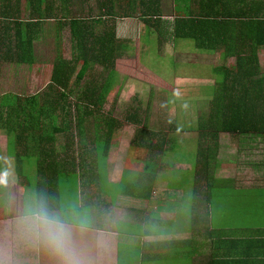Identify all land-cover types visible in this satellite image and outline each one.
Returning a JSON list of instances; mask_svg holds the SVG:
<instances>
[{
    "label": "crops",
    "instance_id": "crops-1",
    "mask_svg": "<svg viewBox=\"0 0 264 264\" xmlns=\"http://www.w3.org/2000/svg\"><path fill=\"white\" fill-rule=\"evenodd\" d=\"M59 1L63 4L59 11L55 9L56 16L42 17L43 20L38 21L36 27L34 23L38 18L34 17L31 9L38 5L44 9V3L39 4L36 0H0V71L10 72L11 81L13 73L19 69L30 71L35 55L41 53L40 47L42 51L46 47L44 37H48V40L50 37L64 40L63 34H70L71 44L75 52L79 53L72 36L73 21L76 32L94 31L93 34L98 35L99 31L104 30L116 34L115 61L116 65L123 63L121 67L124 71L119 73L121 71L115 68L118 74L106 102L114 94L115 100L120 103L126 101L129 90L133 92L136 88L128 80V76L136 77L132 69L140 71L138 73L141 78L145 65L149 66L141 64V61L133 64L132 55L140 54L136 49L142 46L148 52H153L155 46L157 49L154 52L166 55L175 63L179 62L182 68L180 72L172 73L171 78L165 79L154 66L152 70L148 67L147 72L153 71V85L162 88L163 83L168 82L167 85L171 86L169 79L182 88L181 93L188 92L187 87H190V93L194 94L192 87L196 85L215 89L210 99L190 98V106L196 107L193 101L197 99L199 106L203 105L208 110L207 120L197 122L196 126L197 134L204 141L209 140L203 144V149L216 144V151L209 156L211 162L205 165L207 171L201 181L207 182L209 176H214L231 185L235 192L245 191V196H249L251 202L243 206L214 203L224 212L212 211L211 203L204 206L203 199L199 197L204 193L205 185L199 188L194 176V214L208 216L199 218L196 225L185 229L165 224L170 216L182 213L179 201L185 197L184 189L172 190L168 181L170 176L176 175L175 179L179 182L177 185L184 181L190 184V176L187 178L190 174V161L182 158L172 160L166 155L178 142L175 136L179 132L176 124L170 125L167 130L159 126H146L138 115L137 123H141L142 127L136 129L138 133L133 138L128 131L121 129L123 125L136 127V123L129 119L121 121L110 118L117 122L112 128L105 126L104 129L97 125L98 129L91 135L85 130L95 126L93 124L85 123L81 128L75 126L68 129L80 130L84 139L75 137L69 140L68 131L65 130L53 132L51 129L50 136L43 132L41 135L48 138L40 147L29 153L15 150V154L8 156L6 167H0V179L18 183L17 177L23 179L27 175L23 169H19L25 166L21 160L27 158L30 160L38 157V166L65 160L74 163V167L89 168L88 172L79 169L78 173L73 169L77 176V189L70 207L74 210L71 216L67 215L69 207L63 208L62 203L53 208L50 206L77 225V243L89 264H163L157 260L159 256L168 258L166 264H264V210H260L264 204L258 207L253 204V199L258 197H251V193L257 195L258 190H262L259 197L264 194V0ZM103 1L112 11L104 14L99 9L98 5L103 4ZM64 5L71 14L69 18L62 14ZM57 22L63 26L54 37L53 33L50 35V26H55ZM133 23L137 24L140 32L131 33ZM27 25H31L30 28ZM21 30H24L22 36L18 34ZM20 48H24V52ZM59 49L63 54V46ZM57 51L58 48L56 54ZM22 53L29 54L31 63L28 58L25 62L17 60L18 54ZM154 77H158V80ZM11 86L0 84V103L26 101L31 97L8 90ZM71 98V101L76 99L77 102V97ZM166 99L159 104L166 102ZM175 99L180 100L178 96H173L172 105H167L168 109L171 110L172 106L177 109L180 101ZM232 103L242 104L243 111L231 115L236 118L228 116L229 110L237 109ZM216 106L222 120H235V124L242 125L247 132L214 133L213 121L217 116L214 117L212 113ZM247 106L250 109L249 116L244 112ZM117 128L119 131L115 135ZM182 132L186 139L192 138L190 130ZM7 133L3 125L0 126V138H6L4 136ZM59 134L64 139L58 149L54 148L56 153L52 158L40 154L41 146L43 151L50 150L51 145L55 147L56 135ZM114 135L120 137L118 142L114 141ZM122 139L126 140L125 143L129 141L133 147L121 145L117 149ZM9 144L10 141L7 147ZM66 145L69 148L60 160L59 149ZM218 150L224 153L221 159L218 158ZM17 154L22 155L19 157ZM104 155L105 166L98 165L96 161ZM89 161L93 164L90 165ZM214 161L219 162L212 163ZM65 167L68 171V167ZM69 171L72 169L69 168ZM104 171L105 188H102L100 180L103 179ZM97 174L98 177L93 176ZM119 176L121 178L114 181ZM53 180L55 184L59 183L60 176L53 177ZM165 180L168 181L163 199L157 186L163 185ZM5 197L2 184L0 208ZM17 203L6 213V217L0 218V260L6 259L9 264H56L55 259L42 249L19 246L5 254V225L23 208L25 196ZM84 207H88L85 212L86 225L77 216Z\"/></svg>",
    "mask_w": 264,
    "mask_h": 264
},
{
    "label": "rangeland",
    "instance_id": "rangeland-1",
    "mask_svg": "<svg viewBox=\"0 0 264 264\" xmlns=\"http://www.w3.org/2000/svg\"><path fill=\"white\" fill-rule=\"evenodd\" d=\"M62 4L63 2H60L59 0H55V3H54L55 9H58L59 11ZM72 9L74 10L73 7ZM61 10H62L63 16L68 17V18L71 16V14L67 12L68 9L65 7V5H64V8ZM55 16H56V10L55 12H48V17H55ZM62 26L63 24L59 22H57L55 26L52 24V26H50V30H51L50 35H52L53 33L55 37V33L58 32V29H61ZM138 32H140V30H138L137 24L134 25L133 23L131 27V33H138ZM63 39L64 40H61L60 38L58 39L61 41V45L63 46V56L65 57L66 60H70L76 55L75 47L71 44V35L70 34L67 35V33H65V35L63 34ZM43 40H44V45H46V47H44L43 51L40 47L41 53L35 55V59L32 65L30 66V71L29 70L24 71L23 69H19L17 72L13 73L12 81L9 77L10 72L0 71V84L2 85L7 84L8 86H10L11 84L12 85L11 89H8V90L18 93V94L20 93L27 94L28 96L37 95L39 105L44 104L43 102H46L47 100L46 92L48 91V86L51 82L52 70L54 68V63H55L54 60L56 58V50L58 48L57 46L58 43L55 38L52 39V37H50L48 40V37H44ZM156 49L157 48L154 46L152 50L153 52H148V50L145 49L144 46H142L141 48H137L136 52L140 54L132 55L131 62L133 64H136L141 61V64L143 63L148 64L149 66L145 65V68L147 70H149V68L152 70L154 66L155 69H157L159 72H162L164 78L165 77L171 78L172 73L176 74L177 71L180 72L182 67L181 65H179L180 64L179 62L175 63L173 59H170L166 55H162L158 52H154ZM187 57H189V55H187ZM122 65H123L122 62L116 65V61H115V68L121 71L119 73H122V71H124L121 67ZM167 65H170V66L168 67ZM80 66L81 64H79V68ZM128 68L129 67H127L125 70H127ZM204 68L206 69L207 67L204 66ZM91 69L92 70H90V74L92 77H93V73L96 74V76H100V73H107L108 71V70L105 71L104 66H102L101 64H96ZM146 69L142 70L141 78H140V73H138L140 71L132 69L131 72L134 73V76L136 77L131 78L128 76V80H130L132 82V85L136 87L135 90L133 92L129 90L128 92L129 95L127 96V99L125 102L119 103L117 100H115V95L114 94L111 95V97L105 103L102 111L97 112L100 115L95 114L92 118L94 121H91V123L95 124L96 122H98V126L105 129L106 125L104 122H106L110 118H113L115 120L126 121L130 115L136 114V116L138 115L142 117L143 123H145L146 126H159V128H162L163 130H167V128L170 125L176 124L177 130H179V132L175 134V136L178 138V142L176 143L174 149L171 152H168L166 155H169L170 159L172 160L182 158V160L190 161V174L187 176V178L190 176V184L184 181V182H181V185H177L179 182L175 179L176 175H174V176H170L169 181L168 180L163 181V185L159 184L157 186V191L159 192L160 190L159 195H161L162 198L165 199V197L163 196L164 195L163 193L167 189V181L169 182V186L171 188L173 187L172 190L178 189V188L180 190L184 189L185 197H183V199L179 201V204L182 206V213L179 214V216L178 214L170 216L171 218H168L167 219L168 222L165 224L167 225L170 224L173 226V228H175L178 225L179 228L185 229V227H190V226L192 227L193 225H196L199 221V218L204 219L208 216L206 214L197 215V216L194 214L195 209L193 206L194 205L193 203V198H194L193 197V193H194L193 177L197 174L196 172L197 169H195V166L198 161L203 159L205 156L204 160L206 164L211 162V159L209 158V156L211 155V152L207 151L206 149H203L204 147L203 144H206L209 140L204 141L203 138L196 132L197 122L202 123V121L207 120L206 116L208 115V110L203 105L199 106L200 103L197 99L193 101L194 105L196 106L193 108L192 106H190V98L200 97V98L210 99V97L214 96L215 89L212 90V89L206 88L205 86L196 87L197 86L196 85L192 87L193 89L192 93L194 94L190 93V87H187L188 92L181 93L183 91L181 90L182 88L177 87L176 84H173V80H169V79L167 80L171 83V86L167 85L168 82H164L163 87L160 88V86L153 85L154 84L153 83L154 81H152L153 71L147 72ZM88 79L89 78L86 77L85 80H82L81 84L83 85ZM155 79L158 80V77ZM72 84H75V82ZM75 87L76 86L74 85V88ZM79 88L80 86H78V89H77L78 92L81 91L79 90ZM122 93L123 92H121V94ZM166 96H168L169 98H167ZM173 96H178L180 100L179 99H175V100L180 101V103L178 104L177 109L173 108L174 106H172L170 110L167 108V105H172L170 103H171ZM182 96H186V97H182ZM128 97H130L129 100H128ZM165 99L167 100L166 102L159 104L162 100H165ZM75 102H76V99L72 100V103H75ZM43 109H44V113L41 118V122L44 127L43 132H44V135L48 134L50 136L52 134V131H51L52 119L51 117H49L48 113L46 112L48 110L47 107ZM73 110L74 112H76L75 111L76 107L73 106ZM58 119H59L58 122L59 121L62 122V118H58ZM98 126L97 125L90 126L89 128H86L85 132H89L90 133L89 135H91V133H94L98 129ZM119 126L121 127V125ZM141 127H142L141 123H136V127L131 128L128 125H123L121 129L128 131L129 136L133 138V136L137 135L138 133L136 129L141 128ZM118 129L119 128L116 129L115 135L117 134V131H119ZM182 130L183 131L190 130V134L192 135V138L186 139L185 138L186 136L182 132ZM83 135L84 134L81 133L80 130L68 131L69 140L74 139L75 137L84 139ZM40 136L42 135L40 134ZM4 137L6 138L4 139L0 138V167L2 165H5L6 167V162L8 161L9 154H14L15 152L14 150H12L13 145H10V147H7L8 141L13 140L12 139L13 135H11V137H8V134H6V136ZM94 137L96 136H93V138ZM41 138L47 139L48 137L44 138L42 136ZM56 138L57 139L55 140V148L58 149L61 141H63L64 139V136L59 134V135H56ZM119 140H120V137H117V138L116 136L114 137L115 142H118ZM125 141L126 140L122 139L121 143H119V145L117 146V149L120 148L121 145L132 146L129 141L128 143H125ZM199 141L201 142L200 145L198 144ZM33 143H35L37 148L40 147L41 145V143H38V142H33ZM25 145L27 146L26 141H25ZM208 146L211 147V145H208ZM49 147L51 148V146ZM14 148L15 150H20L19 148H16V147ZM68 148H69L68 145H66L65 147L59 149L60 160H62L65 157ZM40 149H42V146ZM8 150H9V154H8ZM201 152H205V155L204 154L202 155ZM222 155H224L223 151L221 153L220 150H218L219 159L222 158ZM105 159H106V156L104 155L100 157L98 161L96 162L98 165L105 166V163H104ZM21 161H23L22 165H25L23 166V172L25 171L27 173V175H25L23 179L17 177L18 183L9 182V181H6L7 182L6 183L5 181H3L6 179H0V185L4 184L5 196H6L4 199L3 205H1V208H0V218L6 217V213L10 211V208H12V206L14 208L16 204H19L17 203V201L22 200L24 196H25V202H26L29 197L36 196L38 193V190L42 186L48 188L49 184L48 185L46 183L41 184L40 183L41 181H39V179L37 178L38 162H39L38 159L34 158V159L28 160L27 158L26 160H21ZM87 161L85 162L87 163ZM218 162L219 161H216V162L214 161L212 163L218 164ZM89 164L91 165L93 164V162L89 161ZM74 165H75L74 163L65 162V160L64 161L62 160V162L52 161V166H54L53 169L58 168V171L60 174V181H59V187H58V189L60 190L58 191L59 193L58 195L60 196V199H61L60 203L63 204V206L62 204L61 206L63 208L69 207L67 208L68 216H71V213L74 212V210H72L70 207L72 205V202L75 200L76 189H77L76 188L77 176L73 172V169L76 172L79 171V169L80 171L82 169L83 172L89 171V168L87 167L80 168L81 166L74 167ZM65 166H67L68 168H71L72 171H67ZM43 173H44V169H43ZM98 174H99V169H98ZM98 174L93 175V176L98 177ZM47 176H48L47 174H44V177L47 178ZM104 177H105V171L102 173L103 179L100 180V183H101L100 185L102 186V188H105V178ZM120 178L121 176L117 178L115 177L114 181H118ZM214 179H215L214 176H209L207 182L198 181L196 184L201 189L205 185V191L203 194H200L199 197L203 199L202 202L204 206L206 204L211 203L210 207L212 211H215L221 214H223L222 212H224V210L221 207L219 208L216 207L214 203H220V204L231 205V206L232 205L243 206L251 202L249 200V196H245V191H241L240 193L235 192V190L232 189L231 185L225 183L222 180H218V179L214 180ZM44 180L46 179H43L42 181ZM161 185H162V188H161ZM7 188L9 189L8 191H6ZM189 189H190V192H189ZM258 191L259 193H257V195L255 194V192H252L251 197L253 198L258 197V199H253V204L259 207L262 203L264 204V194H261V196L259 197V194L261 193L262 190H258ZM87 208L88 207H84L83 211L81 210L77 214V216L81 218L82 222L84 220L85 225L87 222L86 213H85ZM260 210L261 211L264 210V207L260 208ZM224 217H226L225 214H224ZM157 260L163 264H166V261H168V258L166 256H163V257L159 256Z\"/></svg>",
    "mask_w": 264,
    "mask_h": 264
},
{
    "label": "trees",
    "instance_id": "trees-1",
    "mask_svg": "<svg viewBox=\"0 0 264 264\" xmlns=\"http://www.w3.org/2000/svg\"><path fill=\"white\" fill-rule=\"evenodd\" d=\"M39 4L44 3L46 7L42 9L41 5H38L36 8L32 7V12L35 18H38L34 23V26L38 23V21L43 20L42 17H48V12H55L54 1L55 0H36ZM65 1V0H64ZM99 9L107 13V11H112V8H107L106 2L103 1V4L98 5ZM102 19V18H99ZM101 21V20H99ZM98 27L100 24L97 22ZM75 22H71L72 27V36L75 40V45L77 46V51L75 57L70 60H66L62 54V51L59 49L61 45L60 40H56L58 43V53L56 54V58L54 60V68L52 70L51 82L48 86V91L46 92L47 100L43 102L44 104H40L38 102V96H31L26 101H17V102H3L0 103V126L3 125V128L7 130L8 137L13 135L12 143L10 141V145H13L12 150L15 151V148H21L19 151L23 152H31L36 149V145L33 142H41L40 134L43 133V125L41 122V118L44 113V109L47 107V113L49 117L52 119V131L59 132L72 127L81 128L85 125V123L93 124L91 121H94L92 118L95 114L100 115L97 112L102 111L104 105L106 103V97L112 90L113 81L117 76V72L115 70V60H116V51L117 48L115 46L116 43V34L99 31L98 35H94V31H74ZM104 25V24H103ZM102 25V26H103ZM30 28L31 25H27ZM20 27L21 24H20ZM33 27V26H32ZM38 27V26H36ZM20 36L24 34V30L19 31ZM36 39V38H35ZM24 52V48H20ZM115 53V54H114ZM29 54H18L17 60L21 62H25L29 57ZM29 63L30 58L27 59ZM79 64H81L79 68ZM96 64H101L104 66V70L107 73H100V76H96L93 73V77L90 74L91 68H93ZM79 68V69H78ZM89 78L83 85L82 80ZM92 77V78H91ZM75 84H72L74 83ZM74 85L76 86L74 88ZM82 85V86H81ZM78 86H80L78 92ZM71 97H77V102L72 103ZM233 106H236V110H229L228 116L235 115L242 110V104L232 103ZM217 105V104H216ZM73 106L76 107V112L73 110ZM255 108V107H254ZM233 109V108H230ZM217 106L214 109L215 114L214 117L217 116V119L214 120L213 130L214 133H218L219 131L226 132H247L246 129L242 125H236L235 120H222L218 115ZM74 112V113H73ZM245 115H250V109L247 108L244 110ZM213 117V119H214ZM243 117V116H242ZM58 118H62V122H58ZM91 118V119H90ZM137 116L130 115L127 119L131 122L137 123ZM236 118V117H232ZM106 127L112 128L115 122L113 119H108L104 122ZM61 124V125H60ZM220 124V126H217ZM93 125H98L96 122ZM41 144L47 139H42ZM25 141L27 146L25 145ZM49 142H53L50 140ZM52 146V145H51ZM214 143L211 147H207L206 150L210 151L211 154L216 151ZM55 147H51L48 151H43V148L40 149V154L49 156H53L56 153ZM10 149V148H8ZM16 151L14 152V154ZM202 155H205V152H201ZM9 154V150H8ZM11 155V154H9ZM18 155V154H17ZM19 156V155H18ZM37 159H39L37 157ZM205 156L203 159L196 163L195 169H197L196 179L197 182L201 181L204 178V173L207 171L205 167ZM39 164V163H38ZM52 163L50 165L38 166L37 178L40 183H46L47 187L42 186L37 193V197H43L46 199L49 206L52 208L56 206H60V198L58 196V187L59 183L53 182V177H57L55 175L58 174L60 176L58 168L53 169ZM20 171H22L23 166L19 167ZM44 169V173H43ZM51 171V172H50ZM69 171V168H68ZM44 174H47V178L44 177ZM52 178V179H51ZM43 179H46L42 181ZM198 186V185H197Z\"/></svg>",
    "mask_w": 264,
    "mask_h": 264
},
{
    "label": "clouds",
    "instance_id": "clouds-1",
    "mask_svg": "<svg viewBox=\"0 0 264 264\" xmlns=\"http://www.w3.org/2000/svg\"><path fill=\"white\" fill-rule=\"evenodd\" d=\"M77 225L50 208L43 197L32 196L5 225L3 249L7 255L19 246L44 250L56 264H89L76 239ZM0 264H9L6 259Z\"/></svg>",
    "mask_w": 264,
    "mask_h": 264
}]
</instances>
